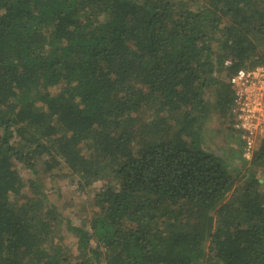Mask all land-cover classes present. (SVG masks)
I'll return each instance as SVG.
<instances>
[{"label":"trees","instance_id":"1","mask_svg":"<svg viewBox=\"0 0 264 264\" xmlns=\"http://www.w3.org/2000/svg\"><path fill=\"white\" fill-rule=\"evenodd\" d=\"M257 63L264 0H0V264H264V142L201 137Z\"/></svg>","mask_w":264,"mask_h":264},{"label":"built area","instance_id":"2","mask_svg":"<svg viewBox=\"0 0 264 264\" xmlns=\"http://www.w3.org/2000/svg\"><path fill=\"white\" fill-rule=\"evenodd\" d=\"M226 85L230 104L225 117L239 138L242 157L250 159L264 142V63L239 66L228 75Z\"/></svg>","mask_w":264,"mask_h":264},{"label":"rangeland","instance_id":"3","mask_svg":"<svg viewBox=\"0 0 264 264\" xmlns=\"http://www.w3.org/2000/svg\"><path fill=\"white\" fill-rule=\"evenodd\" d=\"M227 127L228 122L225 116L212 114L210 119L206 122V126H204L201 135L205 147L209 151L222 156L223 159L230 162L231 165L242 164V159L238 157L241 154V148L234 139L232 135L233 132ZM205 128L209 131L206 135ZM19 170L22 174L26 175L27 169H24L22 165L19 166ZM60 183L59 187L49 189V200L57 206L58 209H64L66 215L71 219L72 226H78L91 216L92 206L87 201L89 197L86 196L87 194H85V192L75 189L73 185L68 184L65 180ZM94 185L99 186V183L97 182ZM88 196H90V194ZM77 217H79V219H77ZM69 231L72 232L67 225V220H65L63 232L67 234L65 237L67 244L75 240L72 233H69Z\"/></svg>","mask_w":264,"mask_h":264},{"label":"clouds","instance_id":"4","mask_svg":"<svg viewBox=\"0 0 264 264\" xmlns=\"http://www.w3.org/2000/svg\"><path fill=\"white\" fill-rule=\"evenodd\" d=\"M236 135V134H235ZM245 160H249V159H245Z\"/></svg>","mask_w":264,"mask_h":264}]
</instances>
